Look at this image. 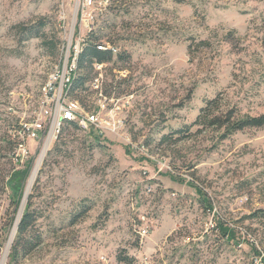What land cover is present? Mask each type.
<instances>
[{
  "label": "rangeland",
  "instance_id": "obj_1",
  "mask_svg": "<svg viewBox=\"0 0 264 264\" xmlns=\"http://www.w3.org/2000/svg\"><path fill=\"white\" fill-rule=\"evenodd\" d=\"M85 1L0 0V264H126L125 252L134 264H250L252 239L264 247V220L248 217L264 208V128L163 135L191 126L213 98L264 113V0ZM42 17L54 53L20 27ZM93 25L127 59L97 68L91 112L75 107L95 119L75 118V130L61 119L79 104L65 85ZM114 75L119 96H104ZM29 201L42 243L12 261ZM220 220L235 237L212 230Z\"/></svg>",
  "mask_w": 264,
  "mask_h": 264
},
{
  "label": "trees",
  "instance_id": "obj_2",
  "mask_svg": "<svg viewBox=\"0 0 264 264\" xmlns=\"http://www.w3.org/2000/svg\"><path fill=\"white\" fill-rule=\"evenodd\" d=\"M49 24L47 17H42L36 24L31 25H20L22 31L30 37H38L43 40V44L47 50H51V53L57 49V42L48 38V34L45 32V27ZM101 38L97 35L96 31H91L88 33L86 41L81 49V52L78 53L76 60V70H73L72 76L66 84V96L72 100H76L80 103L82 108L88 112L91 109L88 100V91L90 89V83L93 85L94 81L98 75H100V69L98 65H106L110 63H116L117 61H124L127 59V55L118 54V58L115 60V45L113 41H108V44H104ZM201 44H208L207 41H202ZM104 85L102 83L101 93L107 97H116L117 90L120 86L119 80L114 79ZM104 85V86H103ZM226 106V107H225ZM67 127H72L75 130L81 129V126L75 120L63 119ZM79 121V120H78ZM80 122V121H79ZM193 125H198L202 128H225V135L228 136L236 131H241L246 128H264V113L258 115L251 114H241L236 107H230L224 105L223 101L220 98H213L206 102V105L201 109L200 114L198 115L197 120L190 126L185 128L178 129L173 131L171 134L163 135V141L170 140L174 137V134L177 135V141L183 140L188 137L191 132ZM83 127V126H82ZM21 128V127H20ZM17 131V130H16ZM63 132L59 135V139L63 137ZM11 145L14 149L13 159L16 160V149L19 145V139H12ZM56 149L59 148V143L55 145ZM200 192L203 194V201L207 204L209 209H213L210 198L207 197L203 189L199 187ZM32 198V197H31ZM31 200V199H30ZM87 213V209H84L82 212L76 214L72 223L75 224ZM249 218L264 220V208L258 209L248 216ZM38 222V215L33 209V203L28 202V207L26 208L24 214L22 215L19 224H18V233L16 239L12 246V261L17 260L20 256L31 253L35 248H37L42 243L41 234L38 233L36 224ZM212 230L220 233L222 238L226 237H235V232L237 231V226L231 225L224 220H220L217 223L216 228ZM248 234V233H247ZM251 237V235H250ZM140 235L138 236L137 245L141 246ZM256 239L253 238L250 242L254 246V249H257ZM258 242V241H257ZM264 250V247H262ZM118 260L120 262H125L126 264H134L137 259L134 256H129L128 253L118 255Z\"/></svg>",
  "mask_w": 264,
  "mask_h": 264
},
{
  "label": "built area",
  "instance_id": "obj_3",
  "mask_svg": "<svg viewBox=\"0 0 264 264\" xmlns=\"http://www.w3.org/2000/svg\"><path fill=\"white\" fill-rule=\"evenodd\" d=\"M85 2L87 4H92L93 3V0H86ZM93 29H94V25H93L92 28L89 29V32L93 31ZM89 32L85 33L86 35H83V37H82L83 44L85 43L86 38H87V35H88ZM101 67H102V65H98V68H101ZM72 70H76V59L74 61V65L72 67ZM70 76H72V72H71V75ZM49 89L53 90L54 88L51 86V87H49ZM112 100H114V98ZM77 106L82 107L80 105V103L79 104H73L71 107H64L62 109V111H61L62 112V116H65V114H72V116H77L79 119H85V122H87V124L90 121H92V120L95 119L94 113H91V115L88 118H85V117L84 118H80L79 113L75 109V107H77ZM87 114H89V113H87ZM38 127L41 128L42 127V124L39 123L38 124ZM27 129H28V126L25 124L18 131H15L16 134H20L19 135L20 136V138H19V145H18V147L16 149V156L17 157L21 154L20 153V150L24 146V139L23 138H24V135L27 134V131H28ZM34 132H36V131H34ZM34 132H33V134L35 136L36 133H34ZM17 150H19V152ZM211 226L213 228V227H215V224L213 222H211ZM256 246H257V249L255 250L253 256L251 257L250 264H264L263 263L264 250H263L262 246L257 241H256Z\"/></svg>",
  "mask_w": 264,
  "mask_h": 264
},
{
  "label": "bare ground",
  "instance_id": "obj_4",
  "mask_svg": "<svg viewBox=\"0 0 264 264\" xmlns=\"http://www.w3.org/2000/svg\"><path fill=\"white\" fill-rule=\"evenodd\" d=\"M94 28H95V27H94ZM79 51H80V50L77 51V55H78ZM72 72H73V70H72ZM66 86H67V85H66ZM46 87H48V86H46ZM49 87H51V86H49ZM73 103H75V102H73ZM75 118L79 119L77 116H72V114H65V116H63V118H61V119L75 120ZM80 120H82L83 123H87V122H85V119H80ZM44 155H45V153H43V155L41 156V158H40V160H39V162H38V164H37V167H36V169L34 170V173H33V175H32L31 181H30V183H29V185H28V190H27V191H29V189H30V186H31L32 180H33L34 177L36 176V173H37V171H38V169H39V166H40V164H41V161H42ZM23 209H24V205H23V207H22V210H21L19 216L22 215ZM4 262H5V259H3V261L1 262V264H4ZM263 263H264V256H263Z\"/></svg>",
  "mask_w": 264,
  "mask_h": 264
}]
</instances>
